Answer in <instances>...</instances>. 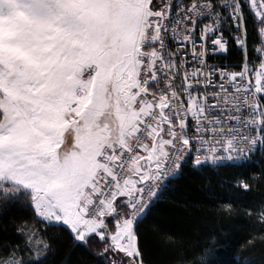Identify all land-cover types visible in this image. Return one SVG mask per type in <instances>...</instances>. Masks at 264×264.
<instances>
[{
    "label": "snow or ice",
    "instance_id": "1",
    "mask_svg": "<svg viewBox=\"0 0 264 264\" xmlns=\"http://www.w3.org/2000/svg\"><path fill=\"white\" fill-rule=\"evenodd\" d=\"M257 159L221 182L264 189V0H0V264H212L161 205Z\"/></svg>",
    "mask_w": 264,
    "mask_h": 264
},
{
    "label": "trees",
    "instance_id": "2",
    "mask_svg": "<svg viewBox=\"0 0 264 264\" xmlns=\"http://www.w3.org/2000/svg\"><path fill=\"white\" fill-rule=\"evenodd\" d=\"M253 168L259 171L258 159L243 169L222 168L219 174L210 173V181L207 176L183 179L172 197L161 205L156 223L165 231L191 238L193 244L206 242L208 235L214 233L217 244L211 257L212 264H264V242L260 238L264 233L260 231L261 225L247 215L249 210L258 208L264 201V189L253 184L252 191L245 193L221 182L238 172L253 175ZM229 205L236 214L230 217L213 214L214 207ZM146 231V246L155 258L161 251L160 241L153 234L151 224L146 226ZM253 239L255 244L251 243ZM73 259L77 264H98L97 258L86 251L77 250Z\"/></svg>",
    "mask_w": 264,
    "mask_h": 264
}]
</instances>
